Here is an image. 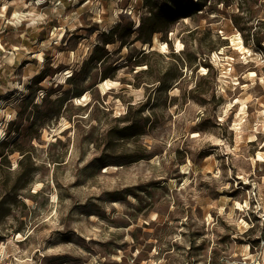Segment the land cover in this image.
<instances>
[{"label": "rangeland", "instance_id": "rangeland-1", "mask_svg": "<svg viewBox=\"0 0 264 264\" xmlns=\"http://www.w3.org/2000/svg\"><path fill=\"white\" fill-rule=\"evenodd\" d=\"M0 130V264H264V0H0Z\"/></svg>", "mask_w": 264, "mask_h": 264}, {"label": "trees", "instance_id": "trees-1", "mask_svg": "<svg viewBox=\"0 0 264 264\" xmlns=\"http://www.w3.org/2000/svg\"><path fill=\"white\" fill-rule=\"evenodd\" d=\"M199 10H202V9H199ZM184 11H185V8H182L181 6H176L175 8L174 7H168V10H165L164 17L168 18L172 15L177 17V18L189 17V15L186 14L187 12H184ZM152 26H154V25H152ZM139 28H140V34L141 35H139L140 38H138V40H143V43H145V44L150 43V38H142V33L146 31V24L145 23L141 24ZM150 31H151V35L159 32L156 29V26L152 27L150 29ZM111 43H113V42H107V44H111ZM206 65H208V64H206Z\"/></svg>", "mask_w": 264, "mask_h": 264}, {"label": "bare ground", "instance_id": "bare-ground-1", "mask_svg": "<svg viewBox=\"0 0 264 264\" xmlns=\"http://www.w3.org/2000/svg\"><path fill=\"white\" fill-rule=\"evenodd\" d=\"M6 10V7L4 8V11ZM96 20H98V16L96 17V19L94 20V21H96ZM163 48H165V49H167V45L164 43V47ZM70 73V72H69ZM101 84H102V88L104 89V90H108V89H110V83H109V81L107 80V81H102L101 82ZM84 96V95H83ZM81 99V98H80ZM87 99V96H84V98L83 99H81V100H79V101H84V100H86ZM0 133H1V130H0ZM261 151H264V146L261 148ZM261 157V156H260ZM262 158V157H261Z\"/></svg>", "mask_w": 264, "mask_h": 264}]
</instances>
